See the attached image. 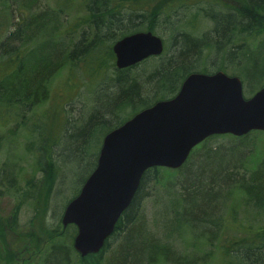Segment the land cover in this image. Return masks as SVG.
<instances>
[{"label": "trees", "instance_id": "16d2710c", "mask_svg": "<svg viewBox=\"0 0 264 264\" xmlns=\"http://www.w3.org/2000/svg\"><path fill=\"white\" fill-rule=\"evenodd\" d=\"M141 1L84 0L86 16L72 28L62 30L64 26L57 19L63 14L65 5L49 10L41 8L43 0H0V124L17 119V125L28 131L25 119L34 120L30 113L49 100L51 81L66 67L74 68L96 52L88 74L91 77L101 75L106 71L103 68L115 60L112 50L115 42L135 32L156 33L161 17L166 21L171 5L181 2ZM162 1L170 4L163 5ZM206 3L208 7H200L190 18L187 14L185 23H177L176 52L170 58L154 63L148 73L134 74L136 66L115 69L110 77H105L114 83L107 92L110 97L89 114L87 120H81L82 125L65 129L71 146L76 147L74 155L78 158L82 155L86 162L92 157L94 162L83 183L97 165L98 153L92 155L85 150L93 147L95 139L92 138L97 130L108 127L109 132L139 110L174 97L190 73L209 70L197 65L208 55L221 59L220 66L214 68L226 72L224 61H233L239 51L247 55V41L264 34V0H199L198 5ZM202 13L213 28L211 33L200 36L194 30L197 28L196 17ZM96 66L100 70H92ZM239 76L252 95L255 84L261 81L263 69L254 64ZM127 111L130 114L122 118ZM38 122L30 127L33 134L41 136L37 169L21 185L17 179L20 169L16 163L7 160L2 166L0 193L16 198L19 203L32 201L37 218L41 217V226H36L35 219L22 226L16 211L10 217L0 215V264H20L26 252L36 251L39 257L31 264H103L101 253L108 251L111 239L117 236H120V244L109 264L161 261L180 264L167 244L147 242L145 228H137L142 217L140 203L145 185L156 187L164 181L167 190L174 192L171 211L175 221L168 231L202 230L201 237H206L209 243L216 240L215 253L216 250L220 253L224 264H264V224H247L237 217L234 207L230 208L227 217L218 211L222 194H236L252 203L254 209L264 210V157L248 144L252 135L264 132L254 131L243 137L212 136L193 149L180 169L148 170L102 251L81 257L73 247L76 226L63 227L62 222L56 227L50 226L42 217L49 210L48 202L55 188L58 168L51 154L56 145L49 146V138L44 140V127ZM218 138L230 139L231 143L217 144ZM179 186L183 190L181 194L177 190ZM224 187L227 191L222 192ZM179 202L183 207L181 211L178 210ZM41 204L44 212L39 207ZM192 211L195 214H191Z\"/></svg>", "mask_w": 264, "mask_h": 264}, {"label": "rangeland", "instance_id": "374dc122", "mask_svg": "<svg viewBox=\"0 0 264 264\" xmlns=\"http://www.w3.org/2000/svg\"><path fill=\"white\" fill-rule=\"evenodd\" d=\"M218 1L225 2L226 0ZM142 2H146V0H142L141 3ZM198 2L199 0H181L179 3H173L171 8L168 9V11L166 10L169 14L168 19L165 21L161 17L160 21L157 22L156 30V35L160 36L166 45L165 52L160 58L151 59L145 64L142 63L133 68L134 74L148 73L152 69L154 63H161L176 52L174 39L179 35V31L177 30L179 25H177V23H185V18H188L187 14H190V18L192 14L199 11L200 7L206 8L209 5L207 3L198 5ZM83 3L84 0H43L41 8L44 7L52 10L56 9L57 5H65L63 14H61L57 20L60 25L63 24L64 27L62 30H67L72 28V26L76 25L79 20L86 16ZM162 4L166 5L170 3L162 1ZM216 5H214V7H217ZM203 16L204 13L199 17L197 16L195 21L197 28L194 32L200 36L211 33L213 28L212 23H208V20ZM77 40L78 38L75 39V41ZM177 42H179V40ZM71 47L72 46H70V48ZM245 48L248 49L247 55H242L243 51H239V54L234 57L233 61H224L226 73L230 76H239V73L246 71V69L251 68L254 64L258 65V67H262L263 76L261 77V81L254 86V88L258 90L261 85L264 84V34L247 41ZM97 52L101 57L100 50ZM94 56H97L96 52L88 56L85 61L79 63L78 66L74 68L66 67L62 73L58 74L51 81L49 100L30 113L31 119H34L33 121L25 119L29 127L28 131L17 125V119H11L7 122L5 120V124H0V178L2 166L7 160L16 163L17 168L20 169L17 177L18 182H20L19 184L24 185L27 179L33 176L32 174L37 169V160L40 155L38 148L41 146V136H39V134H33V132L30 131V127L33 126L36 121H39L38 123L44 127V140L49 138V146L56 145L54 149L51 148V154L57 165L58 174L55 188L48 202V213L42 216L47 219V223L50 226L56 227L61 224L63 212L68 204L67 201H70L77 195L83 185L84 179L93 169L94 162L92 161V157L86 162V160L82 158V155L80 158L74 155L76 147L75 145H73V147L71 146V142L66 136L65 129L67 131L72 125L75 127L82 125L81 120L84 118L87 120L89 114H92L99 108L102 102L104 103L110 97L107 92L109 89H112L111 87L114 83H111L108 79H105V77H110L114 73V62L111 61L108 67L103 68V70L106 71H103L101 75H92L91 77V75L88 74V70L94 65ZM220 62L221 59H215L213 54H211L208 55L205 60L201 59L200 63L197 65H199L200 68H208L209 70L207 71L215 72L216 69L214 67H218ZM97 67L98 66L92 68V70H100ZM244 94L246 98L251 97L245 83ZM129 114L130 111L125 112L122 118H126ZM108 130V127L97 130L95 137L92 138V140L95 139V142L93 141V147L91 150L87 148H85V150L87 152L90 151L92 155L99 153L102 138ZM248 141V144L250 146L252 145L253 150L255 152L259 150L260 156L264 157V133L252 135ZM215 143L229 145L231 140L227 138H218ZM36 177H39V174H37ZM222 189H224L222 192L227 191L226 187ZM177 190L179 194L183 191L180 186ZM173 194L174 192L167 190L165 181L156 187L153 186V184L150 186L145 185L142 195L143 199L140 203L142 217L137 228L138 226L145 228L146 236H148L146 237V241L167 244L172 254H174L173 256L180 260L178 261L180 264L185 262L193 264H224L220 253L217 250V254L215 253L216 240L209 243L206 237H201L200 233L202 230L199 231L196 229L194 232L190 229H187V231H168L172 226L171 223L175 221V215L171 211ZM39 207L41 211L44 212L43 205L41 204ZM218 207L219 213L226 215V217L229 212H231L230 208L234 207L237 217L247 224L255 226L264 224V210L254 209L252 203L246 202L241 196L236 194L230 196L222 194ZM182 208L179 202L178 210L181 211ZM15 211L18 215V221L22 226L27 225L31 219H35L36 226L37 224L41 226V217L37 218L32 201L19 203L16 198L7 196L5 193H0V215L10 217ZM183 214H185V212ZM191 214L195 213L192 211ZM219 235L220 234H218V236ZM119 239L120 236L112 238L108 251L101 253L103 264H109L113 258L117 246L120 244ZM221 242L222 239L219 244H221ZM36 253L37 251L32 254L26 252L20 264H31V262L37 260L39 256ZM138 264H141V262ZM154 264L176 263L173 261L169 263L161 261Z\"/></svg>", "mask_w": 264, "mask_h": 264}, {"label": "water", "instance_id": "95a60500", "mask_svg": "<svg viewBox=\"0 0 264 264\" xmlns=\"http://www.w3.org/2000/svg\"><path fill=\"white\" fill-rule=\"evenodd\" d=\"M113 51L117 69H126L162 55L164 43L142 31L118 40ZM253 131H264V87L246 98L237 76L191 73L176 96L143 109L104 137L95 169L62 217L64 227H77L74 249L81 257L102 251L148 170L180 169L207 138Z\"/></svg>", "mask_w": 264, "mask_h": 264}, {"label": "flooded vegetation", "instance_id": "af4514ba", "mask_svg": "<svg viewBox=\"0 0 264 264\" xmlns=\"http://www.w3.org/2000/svg\"><path fill=\"white\" fill-rule=\"evenodd\" d=\"M164 48H165V44H164ZM149 59H151V58H149ZM115 63H116V57H115V60H114V66H115ZM115 69H116V70H119V69H117L116 66H115ZM127 69H128V68H127ZM121 70H125V69H121ZM195 71H196V70H195ZM219 71H222V70H216L215 72L207 71V72H205V73H206V74H214V73L219 72ZM196 72H199V71H196ZM192 73H195V72H192ZM199 73H204V72H199ZM190 74H191V73H190ZM190 74H189V75H190ZM187 77H188V76H187ZM187 77H186V78H187ZM186 78H185V79H186ZM185 79H184V80H185ZM182 83H183V82H182ZM181 86H182V84H181ZM181 86H180V87H181ZM179 90H180V89H179ZM177 94H178V92H177Z\"/></svg>", "mask_w": 264, "mask_h": 264}, {"label": "bare ground", "instance_id": "6f19581e", "mask_svg": "<svg viewBox=\"0 0 264 264\" xmlns=\"http://www.w3.org/2000/svg\"><path fill=\"white\" fill-rule=\"evenodd\" d=\"M228 56V55H227ZM226 56V57H227ZM144 109H146V108H144ZM143 110V109H142ZM142 110H139L137 113H139L140 111H142ZM137 113H135L134 115H131V116H129V118H127L121 125H123L124 123H126L128 120H130L131 118H133ZM120 125V126H121ZM119 127V126H118ZM229 135V134H228Z\"/></svg>", "mask_w": 264, "mask_h": 264}]
</instances>
